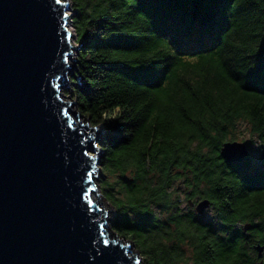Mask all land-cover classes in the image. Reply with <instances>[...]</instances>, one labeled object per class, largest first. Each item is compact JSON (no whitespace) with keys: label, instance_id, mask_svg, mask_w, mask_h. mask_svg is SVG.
I'll return each mask as SVG.
<instances>
[{"label":"trees","instance_id":"16d2710c","mask_svg":"<svg viewBox=\"0 0 264 264\" xmlns=\"http://www.w3.org/2000/svg\"><path fill=\"white\" fill-rule=\"evenodd\" d=\"M71 93L103 126L110 229L143 264H262L264 165L227 163L238 124L264 143V0H72ZM208 199L217 222L180 207ZM194 203V202H193ZM250 224L246 232L243 226Z\"/></svg>","mask_w":264,"mask_h":264},{"label":"water","instance_id":"95a60500","mask_svg":"<svg viewBox=\"0 0 264 264\" xmlns=\"http://www.w3.org/2000/svg\"><path fill=\"white\" fill-rule=\"evenodd\" d=\"M69 11L67 0H0V264L139 262L97 203L99 126L81 122L63 98L80 49ZM248 155L242 142L220 149L227 163ZM190 206L202 217L211 201ZM254 248L264 255V232Z\"/></svg>","mask_w":264,"mask_h":264},{"label":"rangeland","instance_id":"374dc122","mask_svg":"<svg viewBox=\"0 0 264 264\" xmlns=\"http://www.w3.org/2000/svg\"><path fill=\"white\" fill-rule=\"evenodd\" d=\"M62 1H66V0H62ZM67 2L69 3V7L71 9V11H69L68 14H73V17H74L75 11L73 10V7H72V0H67ZM69 31L73 35V40H72L73 45L74 46H78L79 44L76 43V37L74 35L75 34L74 33V29H73V27H72L70 22H69ZM75 65H76V63H75ZM75 70L76 69L74 67L73 75L75 73ZM68 83H69V86L66 89H64L63 92H62L63 96H64L63 98H64L65 101H68V102L72 103L70 109L72 111H75V112H77L79 114V120L81 122H85L86 120L78 112L77 102H76V100L74 98V95H72V93H71L72 86L70 84V81ZM99 129H100V135H102L104 133L103 126H99ZM235 141L242 142V143H244L247 146L248 151H249V155H248L246 160L249 161L251 168L258 169L261 166H263L264 143L260 142L255 136H253L249 132V128H248V125L246 123L238 124ZM90 154L92 156L95 155L94 153H90ZM99 160H101V156L99 157ZM97 168L99 170V174H96L97 177H96L95 183L97 185V191L99 193V200H98L99 202L98 203L101 206V204H100V201H101V203H102V205L104 207V210L108 211V218H109L108 226L110 227L111 220L116 215L115 214L116 212H115V209L113 208L112 204H110L107 201L106 196L104 195L105 192H104V186L103 185H104V182L106 180H110L112 182V184H113V189L112 190H113V193H114V191L117 190V184L114 185V182L116 181V177L108 176L105 173H103L101 171V169H100L101 168V162L97 165ZM174 189L176 191L174 193V197L178 196V200L180 202V207L184 211L188 210L189 208L190 209L191 208L194 209V206L191 207L190 203L194 202L196 204L199 200L198 199L188 200L187 196H186V188L182 184H175ZM93 197L96 198V195L94 194ZM202 217H203L204 220H209V221H212L213 223H216L217 219H218L217 216H216V212H215L213 207L208 209L203 214ZM122 241H123V243H127L128 242V240H126V239H122ZM131 250L134 253H137L136 248L133 245L131 247ZM139 264H143V261H142V258H141L140 255H139Z\"/></svg>","mask_w":264,"mask_h":264},{"label":"snow or ice","instance_id":"6c2138e0","mask_svg":"<svg viewBox=\"0 0 264 264\" xmlns=\"http://www.w3.org/2000/svg\"><path fill=\"white\" fill-rule=\"evenodd\" d=\"M56 3H61V0H56ZM64 15H68V13H64ZM69 39H71L70 36H69ZM262 74H264V66H262L260 61L258 60L257 63L254 66L249 68L248 76L252 80H257L258 78H260V76ZM230 151H232L231 148H225V152L226 153L230 152ZM85 154L88 155V153H85ZM93 159H94V157H93ZM87 177H88L89 181H91V179L93 177V173L92 172H88L87 173ZM93 191H95V190H93ZM137 264H139V262H137Z\"/></svg>","mask_w":264,"mask_h":264},{"label":"bare ground","instance_id":"6f19581e","mask_svg":"<svg viewBox=\"0 0 264 264\" xmlns=\"http://www.w3.org/2000/svg\"><path fill=\"white\" fill-rule=\"evenodd\" d=\"M70 63H71V61H70ZM95 199V198H94ZM96 200V199H95ZM99 199H97V203L99 202L98 201ZM107 211V210H106ZM108 212V211H107ZM108 214V213H107ZM110 235H112L111 233H110ZM130 252H131V254H134V252L132 251V250H130Z\"/></svg>","mask_w":264,"mask_h":264}]
</instances>
